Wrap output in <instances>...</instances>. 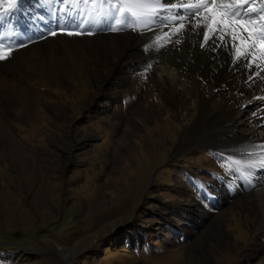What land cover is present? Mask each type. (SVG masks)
<instances>
[{
	"label": "rangeland",
	"instance_id": "1",
	"mask_svg": "<svg viewBox=\"0 0 264 264\" xmlns=\"http://www.w3.org/2000/svg\"><path fill=\"white\" fill-rule=\"evenodd\" d=\"M0 6V42L21 61L0 70V248L18 250L4 263L63 264L64 255L68 264H264V196L251 183L264 176L229 167L228 157L244 153L224 125L228 83L204 105L196 95L174 104L150 78L149 31H110V18L77 0ZM85 18L92 35H67ZM187 27L175 50L197 87L190 41L198 34ZM130 32L134 57L146 63L129 68L93 55L96 35ZM252 193L253 213L240 204Z\"/></svg>",
	"mask_w": 264,
	"mask_h": 264
},
{
	"label": "bare ground",
	"instance_id": "2",
	"mask_svg": "<svg viewBox=\"0 0 264 264\" xmlns=\"http://www.w3.org/2000/svg\"><path fill=\"white\" fill-rule=\"evenodd\" d=\"M166 2L172 3L173 0H166ZM249 3H252V0H249ZM261 4H264V0H255V6L258 10ZM247 6L248 4L244 5V7ZM161 15H164V13L161 12ZM175 23H179V21H175ZM150 28L151 30L144 29L145 31H149L153 36V41L151 43L149 42V46L146 47L147 49L151 48L150 50L156 54L154 57L156 58L155 62H152L153 65H155V73L150 75V78L161 84L167 96L174 104H180L190 99L191 96L196 95L198 104L204 105L205 101L212 98L213 89H222L223 85L228 83L230 87L229 94H221L223 106L230 105L228 109L225 110L229 114L225 116L227 113H222L223 117L225 116L223 118L225 121L224 125L229 126V132L236 131L235 133L238 139L242 142L239 148H241L244 153L242 156L235 157L234 159H240L242 161L253 159L254 157H252L250 153L259 151V146L264 143V79H262V77H264V71H260L255 65L252 66L251 70L244 67L243 63L246 61L234 62L233 54L230 51L233 45L231 34H224L223 41H221L216 38V36L220 34L217 32L215 35L210 36L208 43L203 48L200 47L202 37L198 35L194 38V41H190L196 54L194 58L192 57L193 64L196 70H198L196 76H199L198 79H196L198 86H192L187 81L186 74L182 72L183 69L181 70V65L177 62L178 53L176 54L177 51L175 49L181 46L182 36L181 40H179L180 34L170 35V37L164 36L165 33L170 32V29L163 27L160 21H158L157 24L151 25ZM192 31L200 32L202 29H193ZM0 36L2 35L0 34ZM93 38L95 46H91V51L94 56L98 57L100 63L107 64L110 60L115 61L114 63L117 62L121 64L125 62V65L129 68L140 66L144 62L146 63L147 56L136 55V57H134V53L136 54L135 50L139 46V41L135 40V34L132 32L111 37L100 34ZM177 40L180 41V44L176 43ZM213 41H215V43H213ZM235 43L239 44V39H237ZM160 45H163V47H160ZM217 45H219V47H217ZM213 49H215V51H213ZM11 54H13V52ZM20 63L21 61L17 58L14 59L9 56L7 59L0 61V70L3 69V65L18 68ZM261 67L264 68V63L261 64ZM254 72H259V76L253 77ZM205 76H207V80L212 82V85L209 87L204 86L203 79L206 78ZM250 77H252V79H250ZM105 81L106 80H104V82ZM238 110H245L249 113L248 119L243 123L240 121L238 122L239 119L233 118ZM201 114L203 113L201 112ZM196 124L197 123H194L192 125L193 129L196 127ZM234 124L236 125L234 126ZM237 126L238 130H235ZM235 146L236 145H230L231 152L236 149ZM247 169H251V174L256 173L257 176H264V168L257 167ZM251 183H253L252 190L264 196V179L260 178ZM253 198L254 193L248 194L242 197L240 203L244 210L252 213L257 209L255 208ZM217 245H219L222 250L225 249L226 238L222 235H218ZM60 260L63 264H68V258H66V256L62 255Z\"/></svg>",
	"mask_w": 264,
	"mask_h": 264
},
{
	"label": "snow or ice",
	"instance_id": "3",
	"mask_svg": "<svg viewBox=\"0 0 264 264\" xmlns=\"http://www.w3.org/2000/svg\"><path fill=\"white\" fill-rule=\"evenodd\" d=\"M15 2L16 0H9V5ZM77 2L89 4L93 12L99 9L97 14L110 18L108 30L114 32L126 29L151 30L150 26L160 21L163 27L170 29V32L165 33L164 36L170 37L179 34L182 30H189L187 26L190 24L192 29H202L197 32L202 37L200 44L202 48L208 43L210 36L217 32L220 34L216 38L221 41L224 34H231L233 45L230 51L234 62L246 61L243 63L244 67L251 70L255 65L260 71H264L261 67L264 63V4H261L258 10L255 0H252V3H249V0H173L172 3H167L166 0H77ZM245 4L248 6L244 7ZM161 12L164 15H161ZM85 24L88 26L82 27ZM76 29L68 31L67 35H92L95 31L92 21L87 18L82 19L80 24L76 25ZM63 30L61 27V31ZM49 34L54 36L56 32L52 31ZM237 39L239 44L235 43ZM176 43L180 41L177 40ZM23 46L25 45H18V47ZM12 52L13 48L6 47L0 42V61L7 59ZM152 67L149 63L144 71H151ZM259 74L254 72L253 77ZM250 155L254 158L247 161L228 157L229 167L234 164L237 166V171H242L244 168H264V143L259 146V151H253Z\"/></svg>",
	"mask_w": 264,
	"mask_h": 264
},
{
	"label": "trees",
	"instance_id": "4",
	"mask_svg": "<svg viewBox=\"0 0 264 264\" xmlns=\"http://www.w3.org/2000/svg\"><path fill=\"white\" fill-rule=\"evenodd\" d=\"M16 253L18 252V250L16 248H10L8 249V247L6 248H0V264H11L14 263V261H8L6 263H4L5 261L2 260L3 257H7L9 255V253ZM14 255V254H12Z\"/></svg>",
	"mask_w": 264,
	"mask_h": 264
}]
</instances>
